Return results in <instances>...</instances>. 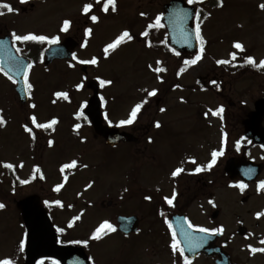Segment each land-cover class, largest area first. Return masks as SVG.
<instances>
[{
	"label": "rangeland",
	"instance_id": "374dc122",
	"mask_svg": "<svg viewBox=\"0 0 264 264\" xmlns=\"http://www.w3.org/2000/svg\"><path fill=\"white\" fill-rule=\"evenodd\" d=\"M70 1L67 0V3ZM166 1L162 0V5ZM198 1L200 0H196V2ZM128 2L133 4V0ZM215 4L217 5V3ZM261 4H264V0H223L222 7H207L208 18L202 24L200 31L209 43L208 48L210 52H213H211V56L215 61L226 59L233 53L237 55L238 49L233 46L236 42L241 43L247 53L253 55L255 63L260 64L261 61H264V9L260 8ZM52 5V1H46L34 11L35 17L29 20L21 19L17 23L20 26L19 30L44 26L42 29L44 34L48 37L52 35V29L50 26L48 29L46 23L48 24V20H51L52 26L57 29V20L52 18L50 12L52 11L58 16L61 10L60 6L52 8ZM78 9L77 6L75 10ZM112 23L101 31L98 37H107L114 29L123 26V24H119V21ZM98 37H95V42H98ZM136 47L135 43L129 44L124 48L125 51L117 52L112 56L111 64H103L88 72L89 78H94L95 74H98L105 76L104 78L112 79L111 84L103 85L102 93L109 102L108 110H110L113 121L120 123L122 120L129 119L134 106L138 104L140 99V91H143L141 93L143 96H147L148 92L155 89L160 92L162 108L166 111L159 114V119L170 123L163 125L162 138L166 144H171L172 148H179L177 141L198 139L196 150L204 151L206 144L210 143L214 152L222 153L216 158L225 161L232 154H239L238 145H246V149H250L252 158L256 161L264 160V147H250L247 145L249 140L240 136L246 113L248 114L254 108L255 101L264 97L263 74H258L244 67H239L236 72L228 70L215 72L214 70L218 71L219 66L214 62L210 63L207 60L209 56L206 55L204 62L197 65L196 68L189 67L186 71L187 74L179 78V87L170 90L171 92H166V87L155 80V77L144 64L146 56ZM80 52L83 56H89L90 53L97 54L98 45L90 49L89 53H85L83 50ZM203 55L204 53L201 54V56ZM175 57L162 54V65L167 67L169 74H172L171 72L175 68L173 64L178 62ZM238 59L237 61H240L243 57ZM155 67L153 64L152 68ZM48 68L45 70L43 65H39L36 69L38 70L36 81L38 119H41L40 121L48 119L47 115L50 114V118L57 116L61 124L57 134L53 136L55 144L52 146H55L53 148L49 146L46 141L47 137H40L34 155H30L26 153L29 148L28 138L20 136L19 129L13 128L14 124L23 119V114L11 117L10 126L7 128L6 157L14 165H23L21 177L22 181H27V183L14 186L10 177L0 179V203L5 205L0 210V260L9 256L14 257L17 243L20 239L22 241L26 234L19 205L20 200L25 197L37 196L40 205L45 204L48 195L63 201L66 207H61L55 211L54 223L56 225L65 224L76 220L77 224L68 235L71 238L89 236L100 224L113 219L116 208L101 207L99 202L102 199L105 198L104 202L112 201L114 203L128 200L126 192L124 199L118 196V191L124 189L123 185L127 183V177L132 170L133 157L129 153L127 144L110 147L99 140L88 139L85 132L86 128L79 130L73 137L71 129L69 130V125L73 121L69 114L70 111L74 112L91 95L89 89L84 87L85 81L80 66L75 64L74 68H70L67 63L60 62L54 67L52 65L51 68ZM207 74L221 77L223 86L221 84L219 92L213 87L203 92L195 86L198 77ZM168 79L172 80L171 83L176 80L175 77H168ZM80 84H83L82 88L77 87ZM63 90L72 93L71 99L73 100L68 99L67 101L64 98L56 99L54 97V101H52L51 93L54 92L55 94L63 92ZM3 92L4 89L0 91V94ZM11 97L13 98L14 94L10 96L7 92L8 109L15 113L17 111L15 105L17 104ZM18 102L22 104L19 100ZM21 106L27 110L26 105ZM221 107L224 109L223 116L213 115V112ZM150 110V105L146 106L139 121H148L153 116L152 114L149 116ZM127 130L131 131V128ZM186 147L182 146L176 149V154L174 153L172 157L165 159L162 166L164 172L170 166L175 165L176 161L179 162ZM173 152L174 150L170 153ZM150 159L149 155H146V158L137 155L134 159L135 168L140 171L138 178L140 184L148 180L142 176L145 174L143 170H147ZM73 161L76 162L74 167L64 169L66 171L74 170L68 181L65 176L60 175L59 171L65 164H71ZM35 162H38L42 167L45 177L43 184L29 182L32 177L31 168ZM83 165L86 169L82 168ZM93 166L102 175V181L99 183L100 187L95 185L89 190H85V183L92 178L89 176L93 173L91 171ZM261 176L264 178V173ZM58 185H63L60 191L55 190ZM259 185L260 182L250 184L246 194L238 191L236 185L232 183H229L224 189L227 200L223 210L225 220H228L226 229L227 233L232 236L231 249L237 260L245 258L244 256L247 254L245 252L247 250L246 245L255 244L257 236H264V216L257 218V213L264 209V192L258 193ZM110 187H113L114 190L111 191ZM224 191L216 192L215 196L219 197ZM83 212L85 214L82 215ZM240 228L246 229V234L253 237L245 241L244 237L240 235ZM120 240L116 234L109 235L102 241L91 242L90 245L86 246V252L100 264H110L116 254V248L121 249L118 247L119 245H116ZM19 257V263L25 264L24 251ZM247 261L257 264L255 259H248ZM41 262L43 264H56L51 259H44Z\"/></svg>",
	"mask_w": 264,
	"mask_h": 264
},
{
	"label": "flooded vegetation",
	"instance_id": "af4514ba",
	"mask_svg": "<svg viewBox=\"0 0 264 264\" xmlns=\"http://www.w3.org/2000/svg\"><path fill=\"white\" fill-rule=\"evenodd\" d=\"M52 1V8L59 7L61 10L58 16L51 13L54 20H57V29L52 26V21L46 27L52 29V37H58V41L64 38H73L78 42V47L74 50L73 58L69 60H59L60 62L68 63L73 65L78 62L79 66L85 73H88V67L92 69L94 67H100L103 64L110 63L112 56L120 51H125L131 43H136L139 50L146 56L145 65L149 67L155 64L162 68V27H155L157 17H160V24L162 25V0H116L115 12L111 11V5L109 10L105 12L103 10L107 0H71L67 3V0H0V4H8L13 8V12H8L7 9L0 8V40L7 41L11 38L13 45L20 49L18 52L20 55L25 56L29 59V64L33 67L29 70L27 68L28 76L27 81L33 85L31 91H28L29 100L26 104H20L19 98L15 92V85L12 80L8 79V75H5V71H0V91L4 89L3 94H0V116L5 120V124L0 125V179L15 175L20 176L21 165H15L10 163L6 157V140H7V128L10 126L11 117L15 115L23 114V119H20L16 124L13 125L14 129H19L20 136L27 137L29 140V148L26 153L34 155V150L38 144L39 138L47 137V143L49 140H54V127L52 125L49 129H38L31 123L30 117L35 115L37 117V123H48L51 119V115L48 114L47 122L39 121L38 119V99L36 92V81H37V65L39 62L38 57V42H17L13 39V33L18 35L25 34H36L39 35L43 32V28L30 27L26 29H20L17 24L21 19L29 20L35 17L34 11L44 2ZM85 4H92V9L88 14L83 13V6ZM78 10H75L76 7ZM63 11V12H62ZM143 13L144 15H141ZM36 14V13H35ZM95 15L98 17L97 22L91 20V16ZM70 20L71 25L67 32L61 31L63 27V21ZM119 21V24H123L122 27L116 28L112 33L104 38L98 37V34L105 30L106 27L113 24L112 22ZM153 25V27H149ZM91 28V35H86V29ZM101 29V30H100ZM125 31H128L132 35L133 39L128 40L125 38L115 49H109L108 53H104V48L114 43ZM147 32L145 36L143 33ZM9 36V37H8ZM95 37H98V42H95ZM95 39V40H94ZM94 43V44H92ZM98 45V52L90 53L89 56H83L80 51L89 53L90 49L95 48ZM205 55V56H204ZM201 59L195 64L200 65L206 59V55L209 56V62H213L214 58L211 56L210 50H206ZM199 56V55H198ZM75 57V58H74ZM97 59V64H81V60H91L92 58ZM196 57L186 59H176V65L185 63V61L191 62ZM154 60V61H153ZM157 61H160L158 64ZM111 64V63H110ZM188 64V63H187ZM1 68V65H0ZM162 74V72H160ZM202 79L208 81L209 74L202 76ZM15 81V80H14ZM14 94L12 98L15 101V107L17 111L15 113L8 109L6 95ZM160 92H157L155 96H141L143 106L140 115L144 113L145 107L150 105L153 116L146 122L135 121L131 124V132L137 136V139L130 142L129 153L134 156L135 154L139 157L146 158L149 155L152 167L147 165V170L144 177L148 179V182L152 183L156 181L154 187L150 184L142 187L137 185L139 183V169L135 168L134 162L132 164V170L130 175L127 177V183L123 185L124 189L118 191V196L121 199L125 198V192L127 193V199L118 202L106 201L102 199L99 203L102 206L115 207L114 217L109 222L115 228V234L119 237L120 242L117 244L121 249H116V254L111 260V264H184V256H186L191 264H215L217 255L210 256L207 252H200L195 258L188 257L185 252L181 256L179 251H173L171 245L173 244L172 234L173 231L176 233V241L179 243V247L183 249L182 244L179 240V236L172 223L174 217H180V220L186 218L187 222H191L196 228H207L209 232L212 229L223 228L221 236L216 241V245L222 247L224 250L232 254L231 242L232 236L226 232L228 222L224 218L223 208L225 207L227 200L225 197L224 189L227 187L230 180L229 175L226 173L223 163L215 162L211 168L208 165L212 162L210 143L206 144V149L199 152L196 150L195 141L190 139L188 141L181 140L177 141V145L180 147L187 146L185 153L179 159V162H175V165L169 167L167 171L162 170L163 163L168 157H172L176 154V149L172 148L171 144H166L163 141L162 134L163 125L170 124L160 121L161 127L155 126L156 118L162 112V96H159ZM158 97V98H156ZM146 101V102H145ZM32 104L36 107L33 109ZM26 105L27 110L24 109ZM26 115V116H25ZM22 117V116H21ZM50 118V119H49ZM107 123V122H106ZM108 124H110L108 122ZM27 125L33 129L35 139L32 138V134L25 131L24 126ZM73 126L79 125L80 127L86 126L91 127V131L95 140L101 141L103 144L106 143L104 138L96 135L92 129L91 124L88 121L72 123ZM10 128V127H9ZM75 127H72L74 129ZM13 129V130H14ZM71 125H69V130ZM16 132V130H14ZM65 133V132H64ZM77 133H74L75 136ZM90 134V131L88 135ZM50 136L51 138H49ZM173 153H170L173 151ZM154 152V153H150ZM195 160V163L192 161ZM151 163V164H150ZM5 164H12L14 167L9 169L4 167ZM35 166V165H34ZM199 167L203 170L196 172L195 169ZM184 169L178 176L173 177L172 173L177 169ZM92 175L89 176L91 179L85 183V186L89 184H99L102 181V175L97 170L91 169ZM158 173V175H157ZM163 173V176H162ZM35 182L42 183L45 180L36 179ZM34 182V183H35ZM239 185L241 180H235ZM118 187V186H117ZM150 189V190H149ZM113 191L114 188L110 187ZM224 191L219 197H216V192ZM173 193L176 194V199L172 205H169L165 200V197L171 198ZM150 196L151 200H146L145 197ZM212 201L213 203H209ZM218 211V216L214 217L215 212ZM85 214V212H84ZM83 215V213H82ZM120 215L138 216V228L136 232H132L128 235L122 233L119 230L117 219ZM184 216V217H182ZM169 224L172 228H169ZM94 235V234H93ZM202 235H197V240ZM245 241L248 237L244 235ZM90 240H93L92 238ZM196 240V241H197ZM264 240V236H257L255 240V248H264V244L261 241ZM198 243V242H197ZM204 244H202L203 246ZM209 245V243H206ZM214 246L215 243L213 242ZM199 246V244H198ZM205 246V245H204ZM250 246H253L250 244ZM247 254L245 258L236 260L234 256L233 260L238 264H252L248 259H255L257 264H264V252L253 253L251 249L245 250Z\"/></svg>",
	"mask_w": 264,
	"mask_h": 264
},
{
	"label": "water",
	"instance_id": "95a60500",
	"mask_svg": "<svg viewBox=\"0 0 264 264\" xmlns=\"http://www.w3.org/2000/svg\"><path fill=\"white\" fill-rule=\"evenodd\" d=\"M164 21L166 22L169 32L171 45L180 51H193L196 47V39L194 30L191 24L194 10L192 6L187 5L184 0H173L165 7ZM68 44L61 43L49 49L46 53V64H50L56 58H63L68 54ZM4 54L6 64H8V51ZM8 68V65H6ZM11 72V71H10ZM16 78L17 75L12 73ZM23 83L17 85V91L23 98ZM24 101L26 98L23 99ZM85 112L91 117L94 126L98 132H101L111 145L118 144L121 140H131V135L126 132L111 127H103L102 119L99 110V102L95 92L94 97L90 100ZM264 119V99H260L256 103V111L251 112L249 119L246 121V135L254 138L257 143L264 144V129L261 128V122ZM252 166V162H247L244 159L232 158L228 161L226 170L232 173V177L242 173V170ZM261 166H257V171L248 172L246 181L254 180L261 171ZM243 176V175H241ZM35 198L29 197L21 201L23 215L28 229V236L26 240V264H34L40 256H51L61 260L62 264H90L88 257L81 248L70 245L56 244V235L53 231L52 224L47 214L40 208L34 205ZM124 229L132 228L135 223H126L122 220ZM185 251L191 254L192 248L183 241ZM207 250V249H206ZM219 252L221 258L217 264H232L229 255L223 253L221 250L214 248V251Z\"/></svg>",
	"mask_w": 264,
	"mask_h": 264
},
{
	"label": "snow or ice",
	"instance_id": "6c2138e0",
	"mask_svg": "<svg viewBox=\"0 0 264 264\" xmlns=\"http://www.w3.org/2000/svg\"><path fill=\"white\" fill-rule=\"evenodd\" d=\"M21 2H24V0H21ZM195 2H196V0H188V3H190V4L195 3ZM109 5H111V11L115 12V11L117 10V8H116V0H107V3L104 5V8H103V10H104L105 12H107V11L109 10ZM218 6H220V7L223 6V0H219V5H218ZM92 7H93L92 4H85V5L83 6V13H84V14H88V13L90 12V10L92 9ZM0 8L7 9L8 12H13V8H12L10 5H8V4H0ZM260 8H261V9H264V4H261V5H260ZM2 14H3V13L0 12V15H2ZM141 15H144V14L141 13ZM196 19H197V20L200 19L199 14L196 15ZM91 20H92L93 22H97V21H98V17L95 16V15H92V16H91ZM159 21H160V17H157L156 24L154 25L155 27H162V25L160 24ZM70 25H71V21H70V20H64V21H63V27H62L61 31H65V32H67V31L69 30ZM149 27H153V25H149ZM85 31H86V35H91V33H92V29H91V28H88V29H86ZM147 34H148L147 32L143 33V35H145V36H146ZM196 34H197V38H198V39H201V41H202V36L200 35V25H199V23H197V25H196ZM12 35H13V39H14L15 41H17V42H21V43H23V42H28V41H37V42H40V43H44L45 41H47V42H49V43H51V44H55V43L58 42V37H52V38L50 39L49 37L44 36V35H36V34H31V33H29V34H25V35H18V34H16V33H13ZM125 38H127L128 40H132V39H133L132 35H130V33H129L128 31H125V32H124V33H123V34H122V35H121V36H120V37H119L114 43H110V44H108V45L104 48V53L107 54L108 51H109V49H115V48L121 43V41H123ZM202 42H203V41H202ZM233 46H234V48H236V49H240L241 51L244 50V49H243V45H242L241 43H239V42L234 43ZM17 51L19 52L20 49L17 48ZM202 51H203V49H201V52H202ZM177 55H179V53H177ZM74 58H75V57H74ZM232 58H233V59L236 58L234 53L232 54ZM200 59H201V56H197L196 59H194V60L191 61V63H192V64H195V63H196L198 60H200ZM79 62H80L81 64H93V65H95V64H97L98 61H97V59L94 57V58H92L91 60H81V61H79ZM157 63L159 64L160 61H157ZM185 63L187 64V63H189V61H185ZM217 63H218V64H225V63H228V61H225V60H218ZM248 63H250V64H251V63H254V61L252 60V58H250V57L248 58ZM260 65H261V66H264V61H261V62H260ZM32 67H33L32 64H28V65H27V68H28L29 70H30ZM149 67H151V65H150ZM0 71H3V69L0 68ZM154 71L157 72V73H159V72L164 71V69H163V68H155ZM181 71H183V69H181ZM5 75H7V73H5ZM24 76H25L26 89L30 92L31 89H32V87H33V85H32L31 83H28V81H27V76H28V72H27V71L24 73ZM8 79H9V80H12V77H11V76H8ZM13 83H16V81L13 80ZM105 83H107V84H111L112 81L100 80V84H101V86H103ZM77 87H78V88H82V87H83V84L77 85ZM147 94H148V96H155V95L157 94V90L153 89L152 91L148 92ZM55 95L58 96V97H63L65 100L68 99V93H67V92H57V93H55ZM145 102H146V101H145ZM31 107L34 109V108L36 107V105H35V104H32ZM141 108H142V104H137V105L135 106V108L132 110V112H131V114H130V118L127 119V120H122V121L120 122L121 125H125V124L130 125V124H132V123L134 122V120L137 118V114L140 112ZM160 111L163 112V111H165V109L161 108ZM209 111H212V110H209ZM223 111H224V109H223V107H221V108L218 110V112H213V115H217V114H219V113H222ZM30 120H31V123H32L33 125H35V127L38 128V129H49V128L52 127V125H54V124L57 123V121H56L55 119H53L50 123H37V117H36L35 115L31 116V117H30ZM3 124H5V120H4V118H3L2 116H0V125H3ZM155 126H156L157 128L161 127V125H160L159 122H156ZM76 127L79 128L80 126H79V125H76ZM24 128H25V131H26V132H28L29 134H32V138H33V139L36 138V137H35V134L33 133V129H32L31 127L25 125ZM48 144H49V146L51 147L52 144H53V141L49 140V141H48ZM238 146H239V145H238ZM219 155H222V153H221V152H213V153H212V157H213V159H212V162L208 165L209 168H211L212 165L216 162V157H218ZM192 163H195V160H193ZM75 165H76V162H75V161H73L71 164H65V165L61 168V171L63 172L65 168L74 167ZM22 166H23V165H21V167H22ZM4 167L11 169V168H13L14 166H13L12 164H5ZM36 170L39 171V168H37ZM202 170H203V169H202V168H199V167H197V168L195 169L196 172H200V171H202ZM183 171H184V169H182V168H177V169L172 173V176H173V177H176V176H178V175H179L181 172H183ZM41 178H43V177H41ZM21 183H27V181H21ZM237 186L241 189V191H243L244 188L247 187V186L244 185L243 183H241V184H239V185H237ZM61 187H63V185H58V186L56 187L55 190H56V191H60V188H61ZM89 187H91V185H89ZM261 187H264V181L261 182ZM145 199H146V200H151V197H150V196H146ZM175 199H176V194H175V193H173V195H172L171 198L165 197V200L167 201V203H168L169 205H172V203H173V201H174ZM57 203H59V201H57ZM209 203H213V202H212V201H209ZM4 207H5V205L2 204V203H0V209H3ZM261 216H264V212H259V213H257V218H259V217H261ZM76 219H79V217H76ZM69 226L71 227V225H69ZM168 226H169V228H172V225H171V224H169ZM195 227H196V226H194L191 222H189V224H188V228H195ZM104 229L110 230L111 232H115V231H116V228H115L112 224H110L109 222L105 221V222L100 226V228H98V229L96 230V233H95L91 238H92V239H96V240L100 239V235H99V233H100L102 230H104ZM196 230L199 231V232H205V233H206V232H209V229H207V228H196ZM211 231H212V232H221V233H222V232H223V228L212 229ZM185 235H186V237L189 238V241H190V240H191V236H190V234L187 233V232H185ZM172 238H173V244L171 245L172 250H173L174 252H175V251H179L180 255L183 256V255H184V250H183L182 248L179 247V243L176 241V233H175V231H173ZM76 243H79V241H77ZM85 243H87V242H85ZM261 244H264V240L261 241ZM23 249H24V241L22 240V241L20 242V250L23 251ZM251 251H252L253 253L258 252V251H259V252H264V248H251ZM0 264H13V262H12L11 260L5 259V260L0 261ZM41 264H43V262H41ZM184 264H191V261H190L186 256H184Z\"/></svg>",
	"mask_w": 264,
	"mask_h": 264
}]
</instances>
